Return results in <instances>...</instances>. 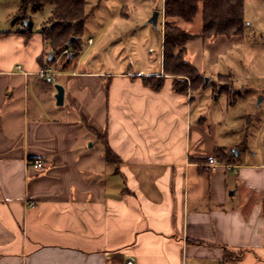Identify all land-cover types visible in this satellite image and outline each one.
I'll return each mask as SVG.
<instances>
[{"label": "crops", "instance_id": "obj_1", "mask_svg": "<svg viewBox=\"0 0 264 264\" xmlns=\"http://www.w3.org/2000/svg\"><path fill=\"white\" fill-rule=\"evenodd\" d=\"M20 4L0 0V264H264V153L238 150L213 95L176 91L162 63L49 62L48 17L28 10L27 34Z\"/></svg>", "mask_w": 264, "mask_h": 264}, {"label": "rangeland", "instance_id": "obj_2", "mask_svg": "<svg viewBox=\"0 0 264 264\" xmlns=\"http://www.w3.org/2000/svg\"><path fill=\"white\" fill-rule=\"evenodd\" d=\"M85 1L88 16L81 38L82 50L79 59H74L78 68L81 65L80 68L105 70L118 66L140 72L155 70L163 64V0ZM242 1L245 26L242 35L237 37L219 36L211 40L199 37L201 5L192 20L176 18L172 22L193 36L185 45L184 57L208 77L198 89L190 87L187 80L185 94L199 97L198 91L202 89L211 93L217 110L214 122L220 121L221 126L227 122L236 129L237 142H241L238 150L246 156L255 151L252 158L257 160L264 153V0ZM50 7L47 4L31 13L33 21L40 24L45 20ZM154 11L159 13L156 24L149 22ZM88 35L95 41L91 48H87V42L92 43V39L86 41ZM58 55L64 59L65 54ZM199 99L197 104H201ZM225 131L223 128V134ZM244 138L247 145L242 143ZM92 143L90 153L95 156L100 144L93 140Z\"/></svg>", "mask_w": 264, "mask_h": 264}, {"label": "trees", "instance_id": "obj_3", "mask_svg": "<svg viewBox=\"0 0 264 264\" xmlns=\"http://www.w3.org/2000/svg\"><path fill=\"white\" fill-rule=\"evenodd\" d=\"M85 2V0H21L18 13L13 20L21 19L24 32L31 33L32 23L28 18V10L40 11L49 4L50 13L40 32L48 40L53 53L49 62H54L56 56L63 49L68 48L69 52L63 56L66 64L70 58L77 57L82 50L81 38L88 16ZM200 5L202 27L199 37L208 40L219 36L231 38L240 36L244 32L242 0H163V69L165 74L176 78L173 79V88L180 93H185L187 80L190 87L198 89L204 86V78L202 73L184 57L185 45L193 36L174 24L172 19L190 21L195 17ZM71 36L75 38L68 43ZM177 78L181 80L178 81ZM151 86L159 87V80L154 81ZM111 153L110 148L106 146L108 159Z\"/></svg>", "mask_w": 264, "mask_h": 264}, {"label": "built area", "instance_id": "obj_4", "mask_svg": "<svg viewBox=\"0 0 264 264\" xmlns=\"http://www.w3.org/2000/svg\"><path fill=\"white\" fill-rule=\"evenodd\" d=\"M88 41H91V38L88 39ZM68 48H65L61 51V54H67ZM17 68H20L19 65H17ZM36 75L42 79L44 82L46 83H52L55 79V76L57 75V72L55 71V69L49 65H44L41 66L37 71H36ZM210 165H213L215 163L214 158H209L208 160ZM33 166L34 167H41L42 166V161L41 160H36L33 162Z\"/></svg>", "mask_w": 264, "mask_h": 264}, {"label": "water", "instance_id": "obj_5", "mask_svg": "<svg viewBox=\"0 0 264 264\" xmlns=\"http://www.w3.org/2000/svg\"><path fill=\"white\" fill-rule=\"evenodd\" d=\"M158 14H159L158 11H154L152 16H151V18L149 19V22H151L153 24H156V20H157ZM74 38H75L74 36H71L69 38L68 43H71ZM52 57H53V53L50 51L49 58L51 59ZM204 80L207 82L208 81V77H204ZM55 88L57 90L56 94H55L56 103L57 104H62L63 96H64V89H63V87L60 84H55Z\"/></svg>", "mask_w": 264, "mask_h": 264}]
</instances>
